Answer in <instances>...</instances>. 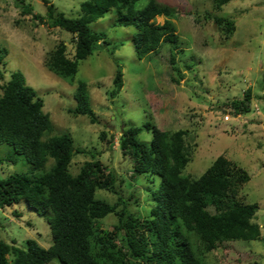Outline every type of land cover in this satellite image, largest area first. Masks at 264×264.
Instances as JSON below:
<instances>
[{
	"label": "rangeland",
	"instance_id": "obj_1",
	"mask_svg": "<svg viewBox=\"0 0 264 264\" xmlns=\"http://www.w3.org/2000/svg\"><path fill=\"white\" fill-rule=\"evenodd\" d=\"M50 1L57 10L76 17L85 0ZM157 1L168 5L171 15L157 16L156 22L164 23L167 18L173 21L180 35L177 48L164 43L158 53L140 59L133 42L137 28L120 25L112 10L90 24L93 30L105 31L112 43L101 42L93 54L80 60L72 82L45 64L49 51L60 42L68 45L69 56L75 52L71 33L53 26L47 18V4L26 0L34 13L45 15L47 20L42 22L22 14L15 0H0V45L8 50L6 65H0V84L13 71L21 70L52 118L53 128L45 138L69 133L76 147L84 149L74 155L72 171L78 173L82 164L92 159L90 150L100 152L102 162L117 172L121 195L98 189L96 197L114 203L122 196L130 211L141 216L149 213L153 204L149 189L159 180L153 182L143 174L137 179L133 176L132 155L123 154L119 146L124 126L152 123L165 130L189 129L187 139L194 158L185 173L200 176L221 154L244 167L251 179L243 185L240 199L259 205L254 221L263 233L259 240L220 245L207 254L208 264H264V0H231L221 10L215 9L214 0ZM147 2L139 0L136 6L143 7ZM215 16L232 18L234 33L229 35ZM172 52L176 53L175 63L171 62ZM118 65L123 70L124 86L113 98L109 91ZM80 80L88 82L98 122L69 111L77 105L75 91ZM248 89L252 90V109L236 115L230 100L243 98ZM225 110L231 114L228 120ZM103 132L107 134L104 139ZM139 138L150 144L152 131L144 128ZM52 163L51 159L47 166ZM28 169L23 156L14 154L11 146L0 144V179ZM117 221L118 215L111 213L101 219V226L111 228ZM29 238L44 247L52 244L47 218L25 200L0 208V239L10 243L15 240L17 247L25 248ZM48 264L62 262L54 258Z\"/></svg>",
	"mask_w": 264,
	"mask_h": 264
},
{
	"label": "trees",
	"instance_id": "obj_2",
	"mask_svg": "<svg viewBox=\"0 0 264 264\" xmlns=\"http://www.w3.org/2000/svg\"><path fill=\"white\" fill-rule=\"evenodd\" d=\"M43 1L52 25L70 32L75 43L72 57L68 45L60 42L49 51L45 64L72 82L80 60L93 54L102 41L112 43L105 31L90 27L112 10L120 25L137 28L133 42L140 59L158 53L164 43L174 49L180 42L171 19L156 22L157 16L171 15L168 5L157 0H148L143 7L136 6L139 0H85L76 17L57 10L50 0ZM230 1L214 0L215 9L221 10ZM15 2L22 14L47 20L34 13L26 0ZM214 20L229 35L234 33L232 18L215 16ZM7 54V48L0 45V65H6ZM171 62H176L174 52ZM175 69L180 71L177 66ZM113 82L109 94L114 98L124 86L120 65ZM0 88V144L11 146L29 165L24 173L0 179V208L25 200L47 218L53 236L49 247L34 238L27 239L25 248L17 247L15 240L0 239V264H48L54 258L62 264H208L207 254L226 242L262 238V228L254 221L259 205L240 199L243 185L251 179L244 167L221 154L200 176L185 173L194 158L187 139L189 129L165 130L152 123L124 126L119 146L123 154L132 155L133 176L137 179L143 174L153 182L159 180L149 189L153 197L149 213L141 216L130 211L122 196L114 203L96 197L98 189L121 195L117 172L102 162L100 152L90 150L92 159L85 161L78 173L72 171L74 155L84 149L76 147L69 133L45 138L53 128L52 118L21 70L13 71ZM75 98L77 105L69 111L98 122L87 81L78 82ZM251 101L252 90L248 89L243 98L229 104L238 115L251 111ZM144 128L152 131L150 144L139 138ZM106 136L103 132L102 138ZM111 213L118 215L117 223L103 228L101 219Z\"/></svg>",
	"mask_w": 264,
	"mask_h": 264
},
{
	"label": "built area",
	"instance_id": "obj_3",
	"mask_svg": "<svg viewBox=\"0 0 264 264\" xmlns=\"http://www.w3.org/2000/svg\"><path fill=\"white\" fill-rule=\"evenodd\" d=\"M230 117H231V114H230V112H226V113H225V119H227V120H228V119H230Z\"/></svg>",
	"mask_w": 264,
	"mask_h": 264
},
{
	"label": "clouds",
	"instance_id": "obj_4",
	"mask_svg": "<svg viewBox=\"0 0 264 264\" xmlns=\"http://www.w3.org/2000/svg\"><path fill=\"white\" fill-rule=\"evenodd\" d=\"M226 112H229V111H228V110H227V111L225 110V113H226Z\"/></svg>",
	"mask_w": 264,
	"mask_h": 264
},
{
	"label": "water",
	"instance_id": "obj_5",
	"mask_svg": "<svg viewBox=\"0 0 264 264\" xmlns=\"http://www.w3.org/2000/svg\"><path fill=\"white\" fill-rule=\"evenodd\" d=\"M102 43H104V41H102Z\"/></svg>",
	"mask_w": 264,
	"mask_h": 264
}]
</instances>
